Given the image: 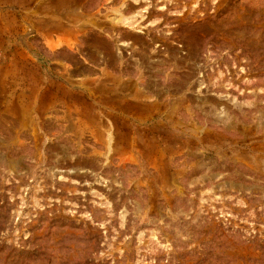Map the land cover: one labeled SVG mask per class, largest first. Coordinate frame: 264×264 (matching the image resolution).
<instances>
[{
	"label": "rangeland",
	"instance_id": "rangeland-1",
	"mask_svg": "<svg viewBox=\"0 0 264 264\" xmlns=\"http://www.w3.org/2000/svg\"><path fill=\"white\" fill-rule=\"evenodd\" d=\"M0 264H264V0H0Z\"/></svg>",
	"mask_w": 264,
	"mask_h": 264
}]
</instances>
